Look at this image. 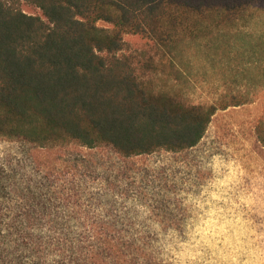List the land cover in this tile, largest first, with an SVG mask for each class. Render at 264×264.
Returning a JSON list of instances; mask_svg holds the SVG:
<instances>
[{
	"label": "trees",
	"instance_id": "trees-1",
	"mask_svg": "<svg viewBox=\"0 0 264 264\" xmlns=\"http://www.w3.org/2000/svg\"><path fill=\"white\" fill-rule=\"evenodd\" d=\"M262 11L264 0H0V139L122 157L191 149L219 108L244 100L188 101L187 47ZM127 35L145 43L126 51ZM260 38L264 57V26ZM257 134L264 145L262 125ZM112 192L0 173V264H173Z\"/></svg>",
	"mask_w": 264,
	"mask_h": 264
},
{
	"label": "rangeland",
	"instance_id": "rangeland-1",
	"mask_svg": "<svg viewBox=\"0 0 264 264\" xmlns=\"http://www.w3.org/2000/svg\"><path fill=\"white\" fill-rule=\"evenodd\" d=\"M19 6L42 14L29 2ZM263 26L264 11L225 39L187 47L179 65L188 101L244 100L219 108L195 147L122 157L109 146L41 148L0 139V173L49 177L51 185L103 196L118 190L120 209L135 225L158 231L161 256L173 264H264V145L257 134L264 128ZM144 43L127 35L126 51Z\"/></svg>",
	"mask_w": 264,
	"mask_h": 264
}]
</instances>
